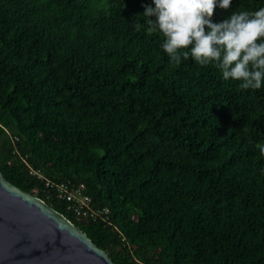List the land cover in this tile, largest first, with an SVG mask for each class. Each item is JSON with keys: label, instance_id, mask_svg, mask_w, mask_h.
<instances>
[{"label": "trees", "instance_id": "trees-1", "mask_svg": "<svg viewBox=\"0 0 264 264\" xmlns=\"http://www.w3.org/2000/svg\"><path fill=\"white\" fill-rule=\"evenodd\" d=\"M151 4L0 0V170L114 264H264V86L173 66ZM260 8L232 0L211 21ZM45 179L109 213L77 218Z\"/></svg>", "mask_w": 264, "mask_h": 264}, {"label": "clouds", "instance_id": "clouds-1", "mask_svg": "<svg viewBox=\"0 0 264 264\" xmlns=\"http://www.w3.org/2000/svg\"><path fill=\"white\" fill-rule=\"evenodd\" d=\"M231 2L152 0L141 15L146 34L163 37L161 47L173 66L191 58L202 67L213 65L225 81H239L241 90H259L264 86V8L232 12L213 23L214 10H228ZM133 26L140 31L142 24ZM257 147L264 157V144Z\"/></svg>", "mask_w": 264, "mask_h": 264}, {"label": "water", "instance_id": "water-1", "mask_svg": "<svg viewBox=\"0 0 264 264\" xmlns=\"http://www.w3.org/2000/svg\"><path fill=\"white\" fill-rule=\"evenodd\" d=\"M0 264H114L64 214L0 170Z\"/></svg>", "mask_w": 264, "mask_h": 264}, {"label": "built area", "instance_id": "built-area-1", "mask_svg": "<svg viewBox=\"0 0 264 264\" xmlns=\"http://www.w3.org/2000/svg\"><path fill=\"white\" fill-rule=\"evenodd\" d=\"M38 177L41 174L36 172ZM45 186L53 191L54 197L67 203L66 209L71 211L77 218L90 217L96 219L99 216L106 217L109 213L107 207L96 208L92 203L91 197L85 191L83 183L73 185L70 181L53 182L45 179Z\"/></svg>", "mask_w": 264, "mask_h": 264}]
</instances>
